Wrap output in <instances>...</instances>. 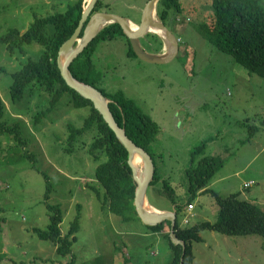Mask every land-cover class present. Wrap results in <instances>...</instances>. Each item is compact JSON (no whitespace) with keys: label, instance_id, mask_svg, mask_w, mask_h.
<instances>
[{"label":"rangeland","instance_id":"rangeland-1","mask_svg":"<svg viewBox=\"0 0 264 264\" xmlns=\"http://www.w3.org/2000/svg\"><path fill=\"white\" fill-rule=\"evenodd\" d=\"M74 1L0 0L4 121L17 124L24 141L21 144L13 136L0 137V264H171L166 235L152 234L139 217L123 221L103 210L91 189L94 186L103 194L94 179L97 162L87 150L93 133H85L73 145L67 141V125L80 127L87 109L73 108L64 100L35 122V114L45 109L39 100L43 95L27 92L21 101H11L12 74L26 57L36 58L42 47L24 44L22 55L19 46L11 50L2 38L10 29L25 32L36 16L63 12ZM101 1L100 11L127 17L136 25L147 2ZM181 3L183 11L167 26L180 39L179 51L166 63L129 56L123 37L97 43L93 61L102 72V86L110 92H124L159 125L150 150L158 173L171 183L178 202L186 196L185 169L191 165V151L205 143L204 155L223 160L209 187L223 197L237 193L238 198L264 209V78L249 73L200 33L201 21L212 20L211 0ZM261 3L264 6V0ZM151 37L143 35L142 46L157 53L160 43ZM45 175L51 186L48 199ZM158 190L160 183L148 187L151 204L172 207ZM47 203L61 208L62 234L78 216L76 240L64 257L56 254L53 243L33 232L49 224ZM218 212L211 193L198 194L190 213L180 217V224L190 227L202 221L214 222ZM185 218L188 223L183 222ZM200 235L202 240L192 243L191 264H264V236H228L213 230H202Z\"/></svg>","mask_w":264,"mask_h":264},{"label":"trees","instance_id":"trees-1","mask_svg":"<svg viewBox=\"0 0 264 264\" xmlns=\"http://www.w3.org/2000/svg\"><path fill=\"white\" fill-rule=\"evenodd\" d=\"M211 5L213 7L212 20L207 23L201 21L198 26L200 33L218 50L231 55L234 61L249 73L264 78V6L261 0H211ZM83 7L84 0H75L68 4L63 12L36 16L25 32L10 29L2 38L11 50L19 46L22 55H25L26 51L24 44L37 43L42 47L36 58L26 57L21 68L12 74L11 101L15 103L21 101L27 92L32 95L38 91L39 96L43 95L39 100L42 101L45 109L35 114V122H39L41 116H44L47 111L54 110L64 100L73 108L87 109V114L80 127L71 123L67 125L69 132L67 141L73 145L85 133H93L87 150L97 162L94 179L103 188V194L96 187H90L95 191L103 210L120 216L123 221H131L138 216L133 203L135 183L127 161L128 151L94 108L93 103L65 83L57 66L58 49L77 27ZM102 7V1L98 0L92 13L100 11ZM182 11L181 0H159L156 5L157 17L166 26H169V23L172 24L173 18ZM178 18V21L182 20ZM189 20L188 18L187 21ZM148 36H155L162 44L161 37L156 33L148 32ZM118 37L125 39L128 45V55L137 57L121 26L111 23L104 26L73 59L69 70L78 80L101 91L109 100L110 111L118 125L124 128L126 135L135 144L151 156L154 163V175L148 187L160 183L159 194L173 205L176 214L175 232L178 238L185 242L183 264L192 263V243L202 240L200 235L202 230H213L228 236L252 234L264 236V209L248 200L238 198L237 193L223 197L209 187L210 180L218 168L223 165V160L216 155H204L205 143L196 146L191 151V165L185 169L186 196L181 202L177 201L171 183L158 173L154 154L150 150L160 131L159 125L121 90L114 92L105 90L101 83L103 82L102 72L94 65L93 54L97 43ZM5 114L6 106L0 97V137L13 136L23 144L19 126L5 122ZM45 177L47 185L45 198L48 199L51 186L48 177L46 175ZM202 193H211L215 197L219 205L216 220L214 222L202 221L190 227L182 226L180 217L185 215L192 200ZM77 206L80 207V205ZM47 210L49 213L48 226L45 229L34 228L33 232L40 239L53 243L56 246V254L64 257L71 253L72 243L76 240L78 216L71 221L67 233L62 234L60 224L63 217L60 206L47 203ZM165 225L169 231L170 222L167 220L154 225H146V227L154 232L162 230ZM164 235L167 236L172 250L171 264H179L181 246L172 244L168 232ZM68 264L74 263L69 262Z\"/></svg>","mask_w":264,"mask_h":264},{"label":"water","instance_id":"water-1","mask_svg":"<svg viewBox=\"0 0 264 264\" xmlns=\"http://www.w3.org/2000/svg\"><path fill=\"white\" fill-rule=\"evenodd\" d=\"M98 0H87L83 7L78 25L72 35L65 40L58 49L57 66L65 83L82 97L89 99L94 108L101 114L109 128L114 132L117 139L128 151V164L132 170L135 183L134 206L137 216L146 225L158 224L169 221L168 235L174 245H180L182 253L180 263L183 264L185 242L178 238L175 232L176 214L173 210H159L150 204L147 199V188L154 175V163L149 153L135 144L120 127L113 117L109 108V100L92 85L84 83L75 78L69 66L73 59L96 37L98 32L107 24L117 23L123 29L136 56L149 63H166L172 60L179 51V40L172 31L157 17L156 5L159 0H147L141 12V20L138 25L127 17L107 13L105 11L93 12ZM134 23L136 28H132ZM148 32L156 33L161 37L166 46L162 53H151L145 50L140 38ZM139 157L142 167L134 164V158Z\"/></svg>","mask_w":264,"mask_h":264},{"label":"crops","instance_id":"crops-1","mask_svg":"<svg viewBox=\"0 0 264 264\" xmlns=\"http://www.w3.org/2000/svg\"><path fill=\"white\" fill-rule=\"evenodd\" d=\"M153 37V36H152ZM151 37V38H152ZM150 38V37H149ZM162 39V38H161ZM141 41V40H140ZM156 43V42H155ZM141 45H142V42H141ZM165 46H166V44H165V42H164V40L162 39V44L160 43L159 44V49L157 50V53H162V52H164L165 51ZM143 47V46H142ZM162 176V175H161ZM151 204V203H150ZM152 205V207H154V208H156V209H159V210H173V205L171 204V206L172 207H162V208H160V207H157V206H154L153 204H151ZM191 210V209H190ZM190 210H188V209H186V212H189L190 213ZM186 214V213H185ZM166 232H168V227H167V225H165L164 226V228L162 229V230H160V231H151V233L152 234H165Z\"/></svg>","mask_w":264,"mask_h":264},{"label":"bare ground","instance_id":"bare-ground-1","mask_svg":"<svg viewBox=\"0 0 264 264\" xmlns=\"http://www.w3.org/2000/svg\"><path fill=\"white\" fill-rule=\"evenodd\" d=\"M130 26H131L132 28H136V26H135L134 23H130ZM134 164H136L138 167H142V162H141V160H140L139 157L136 156V157L134 158Z\"/></svg>","mask_w":264,"mask_h":264},{"label":"built area","instance_id":"built-area-1","mask_svg":"<svg viewBox=\"0 0 264 264\" xmlns=\"http://www.w3.org/2000/svg\"><path fill=\"white\" fill-rule=\"evenodd\" d=\"M178 20H179V18H178ZM249 184H250V183H245V186H249ZM191 207H192V204L188 205V208H187V209L190 210ZM183 222H184V223H188L187 218H185V219L183 220Z\"/></svg>","mask_w":264,"mask_h":264},{"label":"clouds","instance_id":"clouds-1","mask_svg":"<svg viewBox=\"0 0 264 264\" xmlns=\"http://www.w3.org/2000/svg\"><path fill=\"white\" fill-rule=\"evenodd\" d=\"M178 40H180V39H178Z\"/></svg>","mask_w":264,"mask_h":264}]
</instances>
